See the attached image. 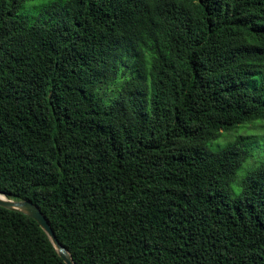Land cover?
<instances>
[{
	"label": "trees",
	"instance_id": "1",
	"mask_svg": "<svg viewBox=\"0 0 264 264\" xmlns=\"http://www.w3.org/2000/svg\"><path fill=\"white\" fill-rule=\"evenodd\" d=\"M28 1L0 0V193L75 264H264V162L234 196L249 148L207 147L264 119V0ZM0 264L65 263L0 207Z\"/></svg>",
	"mask_w": 264,
	"mask_h": 264
},
{
	"label": "rangeland",
	"instance_id": "2",
	"mask_svg": "<svg viewBox=\"0 0 264 264\" xmlns=\"http://www.w3.org/2000/svg\"><path fill=\"white\" fill-rule=\"evenodd\" d=\"M66 3L67 0L28 1L20 7L17 16L27 18L30 22H55L64 16ZM127 76H129V71L123 70L120 80ZM101 93L104 94V91ZM107 93V98H113L115 96L114 86L109 87ZM234 144L248 147L250 150L245 163L237 169L236 179L232 185L233 195L236 196L241 192L240 183L264 162V119L249 122L225 132L207 147L218 152Z\"/></svg>",
	"mask_w": 264,
	"mask_h": 264
},
{
	"label": "water",
	"instance_id": "3",
	"mask_svg": "<svg viewBox=\"0 0 264 264\" xmlns=\"http://www.w3.org/2000/svg\"><path fill=\"white\" fill-rule=\"evenodd\" d=\"M0 207L7 210L22 213L32 219H34L43 231L47 234L52 244L54 245L59 256L63 259L65 264H75L71 254L58 240L54 230L52 229L50 222L43 214L41 209L30 201H16L9 199L5 194L0 193Z\"/></svg>",
	"mask_w": 264,
	"mask_h": 264
},
{
	"label": "bare ground",
	"instance_id": "4",
	"mask_svg": "<svg viewBox=\"0 0 264 264\" xmlns=\"http://www.w3.org/2000/svg\"><path fill=\"white\" fill-rule=\"evenodd\" d=\"M0 197H2V196H0Z\"/></svg>",
	"mask_w": 264,
	"mask_h": 264
}]
</instances>
